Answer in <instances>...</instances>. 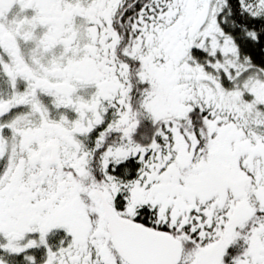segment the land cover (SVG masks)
<instances>
[{"label": "snow or ice", "instance_id": "1", "mask_svg": "<svg viewBox=\"0 0 264 264\" xmlns=\"http://www.w3.org/2000/svg\"><path fill=\"white\" fill-rule=\"evenodd\" d=\"M0 264H264V0H0Z\"/></svg>", "mask_w": 264, "mask_h": 264}]
</instances>
